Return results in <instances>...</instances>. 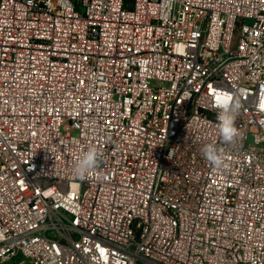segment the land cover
Returning a JSON list of instances; mask_svg holds the SVG:
<instances>
[{"label": "built area", "instance_id": "2783aa9c", "mask_svg": "<svg viewBox=\"0 0 264 264\" xmlns=\"http://www.w3.org/2000/svg\"><path fill=\"white\" fill-rule=\"evenodd\" d=\"M0 264H264V0H0Z\"/></svg>", "mask_w": 264, "mask_h": 264}, {"label": "clouds", "instance_id": "9594fccd", "mask_svg": "<svg viewBox=\"0 0 264 264\" xmlns=\"http://www.w3.org/2000/svg\"><path fill=\"white\" fill-rule=\"evenodd\" d=\"M239 108L240 104L238 101H226L221 105L218 119L220 121V136L224 144H232L238 136L235 119ZM201 152L204 158L214 167L220 168L224 166V153L220 147L214 144H206L201 149ZM99 162L100 154L95 148H90L77 160L73 173L81 180L86 179L89 171L98 167Z\"/></svg>", "mask_w": 264, "mask_h": 264}]
</instances>
